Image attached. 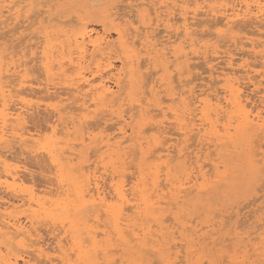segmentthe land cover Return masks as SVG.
I'll return each mask as SVG.
<instances>
[{
    "label": "bare ground",
    "instance_id": "1",
    "mask_svg": "<svg viewBox=\"0 0 264 264\" xmlns=\"http://www.w3.org/2000/svg\"><path fill=\"white\" fill-rule=\"evenodd\" d=\"M61 1H63V0H0V28L11 25L12 23L16 25L18 22L21 21L19 26L17 24V26L14 25L15 27L14 26L11 27L12 31H13L12 34H14V31L15 32L19 31L21 26L29 27L27 24L25 26L24 23L27 20L29 22L30 19H33L32 18L33 16L35 17V19H37L34 14H33V16L31 14V17L29 15V13L32 10L34 11L36 9H37L36 10L37 13L41 12L40 14L42 15V13H43V15H44L42 18H40L41 20H39L38 22L45 21L49 17V14L51 13L50 10H52V9H50V8L53 6H56ZM136 3H135V5L132 6L133 9L135 8L134 12L136 13V14L135 13H133V14L136 15L135 17H137V21L139 22L140 26H134L133 22L131 20H128L129 18H126L124 14L121 15L118 12H113L112 9L113 8L116 9L117 6L115 7V5L112 4V6H111L112 9L111 8L109 9V6H108V8H107L108 10L106 9L107 11H106V13H104L105 15L103 14L105 17L102 15L103 20H102V26H101L100 31L94 29L93 27H91L90 29H89V27L88 28L85 27L88 30L85 29L84 31L79 32L78 34L76 32L77 36H74L72 43L70 41H68V43H67V44H69V43L72 44V45L71 44L68 45V48H71V49H67V51L66 50L64 51L63 49H62V51L60 50L61 51V52L59 51L60 57H59V55L56 56V57H59L58 60H55V56L53 55V53H54L53 51L56 50V48L52 51L51 45H50L51 43L46 44L49 42H45L44 47L43 48L41 47L42 50L39 49L40 47L37 49V50H40V51H38V53H40V55L39 56L37 55L39 57L38 61H39L40 66H38V67L36 66L37 68L40 67L43 69L42 74L45 72L44 74L47 75V78H48L47 80L50 81V83H46V85L42 87L43 91H41V92H44L43 95H45V93L47 94L44 97L47 96L49 98L55 99L58 102L62 101L61 103H64L63 99L69 101L70 98H72V100L74 102V104H72V105L78 111L80 110V111L85 112V114H83L81 116H76V113H73V115H75V116L69 115L68 114L69 111H65L66 108H68V107H70V109H71V106H68V104H66L68 107H64V105H63V107L60 106L61 108L58 105H55L52 109L53 110L52 112L54 113V110H55V112H56L55 115L57 114L56 119H58V121H60L62 119L63 122L61 121L62 122L61 128L64 129V132L67 133L69 131V129L72 128L73 131L77 134V136L80 137V141H79L80 143L77 142L76 146H78V144H83V142L86 141L85 139H83V137H84L83 129H84V127L86 128L88 125V124L87 125L85 124V123H88V121L90 120L89 119L88 121H86L88 118L92 117V119H93V117H95L97 113L98 114L101 113L100 119L101 120L104 119V122H106V123L108 120H113L115 118V123H116L115 125L117 126V128H116L117 133H115V134H117V135H115V134L114 135L117 136L116 137L117 140L115 139V140L111 141L110 139H112V137L109 139V137H110V135H109V137H107L102 142L104 136H103V138H101L99 136L100 140L98 141V139L95 136L91 137L92 136L91 135V136H89V144H94L95 151L104 149L103 153L104 154L107 153V156L109 157L110 160H112V162H115V163L118 162L119 164L121 163V166L118 165L119 167H122V165L124 164V162L127 158H132V157H130V156H132V154H130V153H133L134 157L137 156L138 162L136 163V167L134 166L136 168V171H135L136 175H135V177L133 176L134 179L131 178L132 180L129 183L124 178L127 176L125 173V168H124V166L125 165L127 166V164H125L122 167V170L120 171V170H117V167H115L116 165L110 163V164H112L111 165L112 167H115L114 168V169H116L115 171H120V172H117L118 174L115 176V175H113L115 171L114 170H113L114 172L112 171L113 174L110 175V179H109V183H108L109 190L104 191L103 187L100 184V179H99L98 174H97V176H95L94 171H90L91 168L89 166L92 167V165L84 166L81 164L82 161L80 162V160L78 159V162L75 163V161H74V163L76 165L79 162L80 163L77 166L76 165L72 166L71 161L73 162L72 158L75 156L72 157V156L68 155V157H67L66 156V153L68 151L67 149H66L67 151L66 150L63 151V152H65L64 155L66 156V157L64 156L63 159L66 161H62L61 157H63V155H62L63 153L61 154V153L57 152V149H58V148H56L57 142H54L55 140L53 141L52 137L47 138L46 139L47 141L44 140L45 142H47V145L44 147V149H45V152L47 153V155L49 157H46V158H48V159L50 158V163L51 164L53 163V165L56 166V168H57V171L55 174V175H57V178L55 177L56 180L55 179H53V180H55L54 183L57 181L58 184L57 183H55V184H57L61 190V191H58L59 188L58 187H57L58 189L56 188L57 193L61 192V194L58 193V195H61V198H62L63 197L62 194H63L64 197H63V199H61V200L59 199L58 201L52 203V205H53L52 208H48L50 205L48 207H45L44 202H41L39 200H34V201L32 200L35 203L37 208H35V210L31 211L32 209L30 207H28L31 212L25 216L24 220L19 218V216L17 217L15 215L9 214L8 212L0 211V238L2 239V242L0 243V264H34V262L36 263V260H38V259H43L46 262V264H110V263H112V261L110 262L111 259L108 258V255L106 256V254H107L108 248L111 245L110 242L113 241L114 239L117 240L116 242H119V244L122 246L121 250H123L125 253L128 254V255L125 254V256H127L125 258L128 259V263H126V264H139L138 262L141 259L140 258L136 259L137 256L135 258L133 256H135V254H137L138 251L144 249L147 246L149 241L151 242L152 246H154V244L157 243L158 239L160 240V238L166 239V242H164V243H167V244L170 243L173 239V234L175 232H173V230H172V233H171V230L167 232V229H166L167 226L163 225L162 219L164 218L163 214H164L165 208H167V207L175 208L172 205L176 206L179 204V202H184V201L188 200L190 197L191 198H194V197L200 198L201 193L208 188V186L210 185V183L212 181L213 182L215 180L218 181L221 178H224L226 176L227 171L224 170L223 167H222L223 170H220V168H219V166H220L219 164H220V162H222V160L220 159L221 158V152L219 151V148L232 147L233 149H235V148H237V146L241 147L242 145L240 146V144H242V143L243 144L248 143V145H249V143H251L250 139H251L252 135H254L256 133L257 134L261 133L260 140L262 142H260L258 144V148H257L255 153H252V151H250L249 149L246 151L245 160H246V164L248 165L249 169L255 168V166H257L255 163L258 164L259 162H261L264 164V70L261 69L262 71H260V70L256 71L253 69L254 67L253 68H250L249 66L247 67V64L249 62L247 64H244L245 62L243 64L241 62H240L241 64L238 62L239 63V64H237L238 66H235L232 55L235 53L234 49H237V48L234 47V49H233L234 53L233 54H231V52L228 48H224L228 45V43L230 45H237L238 43L243 44L244 40L242 41V39H243L242 36H241L242 39L240 37H237L238 39L240 38V40L239 41L236 40L237 38H236L235 31L236 30L239 31L240 29H244V30H246V32L245 31L244 32L247 33L245 35V40L249 39L248 40V42H249L248 46H250V48H249V50H251L250 53H252V52L253 53L256 52V54L258 53L257 48H256L258 46V43H256L257 41L255 42L254 39L251 38V36L253 34H255V35L257 34V36L258 35L260 36V34H261V36L264 37L262 35L263 32H260V31H262V29L264 27V0H140V1H138L137 4ZM116 5H119V4L116 3ZM123 5H126V4L123 3L120 6H123ZM42 8H45V9L41 10ZM126 8H128V6ZM120 9L122 10L124 8L120 7ZM31 13H33V12H31ZM45 13L47 14L46 16H45ZM61 13H63V12L61 11ZM35 14H36V12H35ZM86 14H87V12H86ZM39 15L37 14V16H39ZM70 16H71V14H70ZM74 16L75 15L73 14V17ZM52 17H54V16H52ZM35 19H33V21H35ZM59 19H60V16H59ZM59 19H57L58 22L65 21V20H63V18H62L63 21L62 20L59 21ZM73 19H76V18H73ZM51 20H52V18H51ZM67 20H69V22H70V20H72V19H67ZM67 20H66V22H67ZM132 20H134V19H132ZM72 21L74 22L75 20H72ZM36 22H37V20H36ZM241 22H243V24L245 26H247V24H248L249 27H250V25L255 24L256 29L250 30L249 27H248L249 29L248 28L245 29L246 27L241 25ZM30 23H28V24H30ZM70 24H71V22H70ZM203 25L206 26L210 30L205 29L206 30L205 33L204 32L200 33L197 30V28L200 26H203ZM68 26H70V25H68ZM158 27L163 29L162 30L164 33L163 36L157 37L155 30H158L159 29ZM8 28L11 29L10 27H8ZM71 28H73V26H71ZM22 30L23 29H21V31ZM2 31L4 32V30H2ZM6 31L9 32V30H6ZM60 31H63V30H60ZM67 31H69V29ZM111 31L117 34V39L116 40L114 39L115 41L111 40L113 38L108 37L109 34L111 33ZM10 32H11V30H10ZM160 32H161V30H160ZM160 32H159V34H160ZM62 33H64V32H62ZM157 33H158V31H157ZM3 34L6 35V32H4ZM64 34H66V33H64ZM76 34H74V35H76ZM4 36L2 37V34L0 33V37L2 39H4ZM21 36H23V35H21ZM26 36L24 35V38ZM203 37H205V39L206 38L207 39L202 40ZM219 37H223V38L225 37L226 39H225V41L224 40L221 41L223 38L218 39ZM33 38H34V35H33ZM9 39H8V41H9ZM14 39H16V37ZM18 39H20V38H18ZM21 39H23V38H21ZM39 39H40V37H39ZM213 39H217L218 41L220 40L221 43L218 44L215 41H213ZM42 40H43V38H42ZM51 40H49V41H51ZM247 40L245 42H247ZM38 41L41 42V40H38ZM61 41H60V43H61ZM23 42L24 41H22L21 43L23 44ZM25 42H26V40H25ZM8 43H10V42H8ZM13 44H14V42H13ZM67 44H65V46ZM261 44H262V42H261ZM19 45L20 44L16 45V42L14 44V46H16V49L18 50V52L20 51V48H21L20 47L18 49L17 46H19ZM245 45L247 46V43ZM14 46L12 45L13 48H14ZM27 46H29V45H27ZM37 46H39V45H37ZM71 46H73V48ZM30 47H32V45ZM26 49H25V51H26ZM64 49H65V47H64ZM34 50H36V49H34ZM239 50H241V49H239ZM258 50H260V49H258ZM25 51L23 50V52H25ZM29 51H28V53H29ZM11 52H14V51L12 50ZM15 53H16V51H15ZM256 54H255V56H256ZM22 55H23V58H25L26 55L24 56V53ZM55 55H57V53ZM258 55L260 56V58L262 60L261 61V66H262V65H264V52H262V54L260 53ZM18 56H20V55H18ZM246 56H247V54H246ZM4 57H5V55H4ZM38 57L36 59H38ZM15 58H17V57H15ZM23 58H20V59H23ZM194 58L197 60H198V58L199 59L202 58L203 63H204V61H205V63L210 62L209 63L210 64L209 65V72L207 70H206V72L209 73V75H208L209 78L215 77V76H213V74L216 73L215 74L216 77L219 78V80H217L215 78V80H217L216 83H218L221 80L222 86H218V87H221L220 88L221 92H222V94L220 93L221 95L218 94V92L216 91L218 89H216V87H213L214 82H215V81H213V79L211 80L213 83L210 80H209V82H207L208 84L209 83L213 84V85L211 84L212 86H209V87H207L208 85H206L207 89H206V87H205V89H203V88L200 89V86H199L198 91L199 90L200 91L198 92V94L195 93L196 92V91H194L195 89L193 90V87H191V86H193V85H191V81H193L192 77H191L192 78L191 81H188L190 79H185V78H184L185 80L181 79V76L184 73H190V71H191L190 69H192L191 68L192 67L191 66L192 61L194 60ZM218 58H223L222 60H223L224 64H223V66L217 65L218 68H213V60H216ZM14 59L12 58V60H11L13 62V65H12L13 70L11 73H10V71H11L12 67L9 66L10 63H9V65L3 64V66L2 65L0 66V155L4 153L3 149H6L7 151H8V149H9V151L12 150L11 147L14 144H16L18 146L19 150L20 149H26V141H25L26 139L23 136L24 130L22 131V133L18 132V130L21 129V124H22V120H23L22 113H25L23 111L24 108L22 107V105H19L20 103L15 102V104H11L10 102H12V100H13L12 97L17 93V92L15 93V91H13V87H14L13 84H18L20 86L19 89L21 90V86L24 85L25 82L26 83L28 82L27 78L25 80V78H23L24 76L20 75V74L18 75V73H20L23 69H25V71L27 69V71H28L29 67H26V65L25 66L22 65V67L24 66V68L23 69L20 68L21 63L20 64L18 63V65H16L17 63L16 64L14 63V61H13ZM18 59H19V57H18ZM32 60H34V59H32ZM115 60H117L119 62V67L114 66ZM236 60H238V59L236 58ZM6 61H7V59H6ZM17 61L18 60H16V62ZM211 61H212V65H211ZM241 61H242V59H241ZM3 62H5V61L3 60ZM199 62H201V61H199ZM218 62H216V63H218ZM142 64L146 67H147V65H148V67L149 66L152 68L154 67V69H156V70L151 69V71H153V72L155 71L156 73L160 71L161 74L159 72L157 74L158 77H156V78L154 77L151 80H149L151 76L147 75V76H150L149 79H147L148 80L147 81L143 77V73H142V71H143L142 66L143 65ZM258 64L260 65V63H258ZM196 65H198V62ZM55 66H56L57 72L59 71V74H61V75H64L65 71H67L68 69H70V71H71V69L75 70V76L71 77V78L65 77L63 83L56 84L59 81H56V82L54 81L55 83L52 82L55 78L58 79V76L55 78H53L54 76H52L55 72V71L52 72V69L54 70ZM194 66H195V64L193 65V67ZM144 70H145V68H144ZM242 70L245 73L241 74ZM240 71H241V73H240ZM155 72H154V75L156 76ZM172 72H176L175 74L177 76V79L176 78L175 79L178 81L177 83H179V84L176 83L177 87L172 85V79H173L172 76H175ZM251 72H255L257 74V76L255 75L256 76L255 77L253 74H251ZM7 73H10V74H7ZM201 73H203V72L201 71ZM38 74H40V73H38ZM44 74H43V76H44ZM152 75H153V73H152ZM10 76L13 78L2 83V81H1L2 78H4V77L6 78V77H10ZM40 76H41V74H40ZM193 77H195V75ZM204 77H207V76H204ZM61 78H62V76H60V79ZM36 79H37V77H36ZM94 79L95 80L97 79V81L95 82ZM196 79H197V77L194 80H196ZM200 79H202V77H200ZM144 80H146V81H144ZM15 81H17V82L15 83ZM37 81H38V79H37ZM184 81H186V82H184ZM245 81L247 82V84L249 82L250 85L254 86V88L257 89V91L261 92L259 96L257 95L259 97L258 98L259 103L256 101L257 99H255V104L257 102L258 105L260 104V106L254 105V103L252 105L251 104L252 101L249 102L250 101L249 97L243 93L244 89H242V87H243V83H246ZM189 82H190V85H188ZM197 83H199V82H196L194 84H197ZM204 83L202 82V84H201V82H200V85L203 86ZM43 85H44V82H43ZM23 88H24V90H26L25 88H27V86L26 87L23 86ZM160 88L164 89L166 92H169L168 95L167 94L166 95L168 96V99L171 101V104H167L168 103L167 102L166 103L167 106L163 105V101H162L163 98L161 97L160 93L161 92L164 93V90L161 91L162 89H160ZM250 88H252V87H250ZM258 88H260L261 90L260 89L258 90ZM19 89L16 88L14 90L20 91ZM60 89H61V91H57ZM28 90L30 91L31 88L27 89V91ZM32 90L34 92L33 87H32ZM12 91H13V94L11 93ZM22 91H23V89H22ZM253 91H255V90H253ZM23 92H25V95H26V91H23ZM38 92H40V91H38ZM18 94H19V92H18ZM37 94H39V93H37ZM255 94H257V93H255ZM163 95L165 96V93L162 94V96ZM62 97H64V98H62ZM165 100L167 101V97L165 98ZM13 101H15V100H13ZM19 102H20V100H19ZM77 102L79 103V105L75 106V103H77ZM89 102L92 104L94 103L93 105H95L98 109H99V107H101L99 110L97 109L99 112L97 111V113L95 114V111H94V110H96L95 109L96 107H95V108H92L94 111L93 115H90L91 113H90V109H89V105H90ZM249 103L251 105H249ZM21 104H23V102H21ZM151 105L153 107H155L152 110H154L155 112L157 111V113H155V112H153L154 114L151 113V110H150ZM162 105L166 108H164ZM23 106H24V104H23ZM30 106L28 105V108ZM73 106H72V109H73ZM25 109H27V107ZM92 109H91V111H92ZM34 110L35 109H33V111L32 110L31 111L34 112ZM100 110L102 112H100ZM168 110H169V112H167ZM28 112H30V111H27L26 113H28ZM103 112H106V114H102ZM170 112H171V116H169ZM62 114L68 115L70 117L69 118L68 116H66V118H69L68 122L63 120L64 118H63ZM158 114L161 116V119L155 120V117ZM106 115L108 116L107 118H105ZM43 117H45V116H43ZM94 119H98V118L95 117ZM170 119H172V120H170ZM99 120H97V121L95 120L94 122H99ZM52 122H54V121H52ZM57 122H55V123L57 124ZM8 123H9V125H8ZM47 123H49V122H47ZM89 123H90V121H89ZM109 123H111V122H109ZM147 123L150 126L147 125L149 127L144 128V126ZM167 123H168V125L169 124L172 125V127L174 129V131L170 130L172 133L170 135H168V137L164 136L167 132H169L167 130L168 128L166 129ZM56 124H53L50 126L48 125V128L49 127L51 128L50 130L52 132L51 133L52 135L57 134L56 131H58V130H56V129H58V128L56 127ZM115 125L113 124L114 127H115ZM98 126L99 125H97L95 127H98ZM104 127H105V124H104ZM109 127L111 128L112 126H109ZM108 128L106 127V129H108ZM147 128H148V131L146 130ZM170 128H171V126H170ZM88 129H90V128H88ZM106 129L104 128V130H106ZM59 130H60V128H59ZM86 130L87 129H85V131ZM128 130L130 132H128ZM90 131L92 134V130H90ZM145 131L150 132V134L148 133L149 135H146L147 132H145ZM61 132H63V131H61ZM29 133H31V132L29 131ZM87 133H89V132H87ZM87 133H86V135H87ZM26 134H28V132ZM40 134H41V132H40ZM69 134L72 135L73 133L72 134L69 133ZM31 135H33V133ZM129 135H131V136H129ZM34 137H35V135H34ZM38 137L40 138L41 136H38ZM43 138H45V137H43ZM50 138H52V139H50ZM48 139H49V141H48ZM57 139H59V138H57ZM190 139H192L193 141L194 140L196 141L195 146L192 143L193 146L196 148V151H193V150L189 151L188 150L189 146H188L187 142L188 143L193 142L192 140L189 141ZM36 141L38 142V140H36ZM29 142H30V140H29ZM99 142H102V143H99ZM125 142H127V144H125ZM252 142H254V140H252ZM66 143L70 144V142H66ZM54 144H56V145H54ZM58 144H59V142H58ZM74 144H76V143H74ZM89 144H88V146L90 147ZM61 145H64V144H61ZM189 145H191V143H189ZM192 147H191V149H192ZM211 147H213L214 151H216L215 152V155L217 156L216 157L217 159H215L216 161L213 160L214 158L211 159L212 157L209 156L210 151H212V153H213V150H210ZM39 149H40V147H39ZM41 150H43V149H41ZM59 150H61V149H59ZM91 150L94 153L93 148L92 149L90 148L89 152H91ZM206 150H208L209 152H207ZM226 150H228V149H226ZM22 151L27 153L29 151V149H28V151H25V150H22ZM35 151L36 150H34V151L31 150L32 153ZM68 153L71 154L70 152H68ZM93 153H91V154L93 155ZM76 154H79V152ZM89 154L90 153H88V159L87 160H89V157H90ZM60 155H62V156H60ZM94 155H97V154L94 153ZM202 155H204V157H203L204 159L208 156L210 157V159L208 157L209 163H207L208 159H207L206 163L210 164L211 170L213 171L212 172L213 174L209 175L210 174L209 170L208 171L206 170L209 173L206 175L207 172L203 170L206 163L205 162L203 163ZM257 155H259L260 157L258 159H255V156H257ZM37 156H39V155H37ZM77 157H78V155H77ZM98 157L100 158V156H98ZM102 157H103V155H102ZM102 157H101V159L103 160ZM232 157H234V156H232ZM4 158H5V156H4ZM40 158H43V157H40ZM96 158H97V156H96ZM129 160L130 159H128L126 161L128 162ZM46 161H47V159H46ZM172 161H174V163ZM0 162H1V159H0ZM2 162H4V160H2ZM171 162L173 164H171ZM89 163H91V162H89ZM97 163H98V161H97ZM129 163L130 162H128V164ZM5 164H7V163H5ZM130 164H133V163H130ZM221 164H223V163H221ZM129 165H128V167H129ZM1 166H3V165H1ZM263 166H261V167H263ZM130 167H132V166H130ZM72 168H73V170L78 171V173L77 172L73 173ZM104 168L108 169L107 167H104ZM9 169L11 170V167ZM97 169H98V166H97ZM208 169H210V168H208ZM13 170H12V173L14 172V174H11L10 172H8L9 173L8 176L11 178V180L14 181L18 175L15 177V175L17 173H15V171H13ZM129 170H130V168H129ZM66 171L69 173L67 174ZM89 171L93 175H91V173ZM162 171H164V172L162 173ZM2 172H6V171L2 170ZM16 172H17V170H16ZM49 172L51 173V170ZM109 173H110V171H109ZM102 175H104V174H102ZM208 175L210 177H207ZM4 176H6V174H4ZM129 176H130V174H129ZM161 176H163V179H162L163 182H162V180H160ZM18 178H19V176H18ZM7 180H6V182H9ZM20 180L21 179H19V181ZM50 181H52V177H51ZM101 181L105 182L106 180L102 179ZM125 182H127V184L129 183V187H127V184ZM13 183H12V186H13ZM104 184L107 185V182ZM218 185L222 187L225 184H222L220 182V184H218ZM261 186H262V184H261ZM106 188H105V190H106ZM258 188L260 189L261 187H258ZM11 189H13V188H11ZM43 189H46V188H43ZM43 189L41 191H43ZM46 190L48 191V189H46ZM15 191H13V192H15ZM35 191L36 190H34V192ZM53 191L56 193L55 190H52V192ZM211 191L209 193L210 196L212 195ZM48 192L44 193V191H43V194L47 195ZM247 192H249V191H247ZM5 193L6 192H4V194ZM9 193H11V192H9ZM16 193L17 192H15V194ZM11 194H14V193H11ZM8 196H10V195H8ZM20 196H21V194H20ZM210 196L208 197L209 199L211 198ZM2 198L3 197L0 196V208H1V206H5L4 208H6V204L3 203L4 201L2 202ZM31 198H33V197H31ZM200 199H202V198H200ZM258 199L259 198H257V200ZM255 200H256V198H255ZM18 201H19V205H23V206L25 204H27V201L29 202L28 205H30V202H31L30 199L26 200L24 197L19 198ZM250 201H249V203H250ZM2 203L5 205H3ZM6 203L10 204V205L7 204V206H9V207L16 204L13 201L10 202L9 200ZM199 207H201V206H199ZM210 207H212V206H210ZM259 207H261V206H259ZM179 208H180V206H179ZM183 209H185V207H183ZM186 209L184 211H186ZM39 212H41L42 215ZM251 212H253V211H251ZM208 213H207L206 217L208 216ZM254 213H256V212H254ZM176 214H177V212H176ZM43 215H44V217L49 218L50 220L55 221V222H56V220L58 221L60 219L59 220L60 225H61L60 228H62V229L64 228L63 229L64 231L63 230L62 231L65 234L67 233V235L69 236L70 243H69V245L67 244V246H69L67 248L65 246L66 244L64 245L61 243L60 238L58 239L57 242H55V243H57L56 248L58 249V252H59V254L55 258H52L48 254L46 249L44 248V246H43L44 243H42L43 239H41V236H40L41 232L38 231L37 224H36L37 227L35 226V223L38 221L37 219ZM168 215H170V214L168 213ZM192 216L193 215H191V217ZM196 216H198V215H196ZM212 216H214V215L212 214ZM168 217L169 216H167V218ZM202 217H205V216L203 215ZM167 218H166V220H167ZM45 220H47V219H45ZM100 221H102V223H100ZM164 221H165V219H164ZM170 221H171V219L169 220V222ZM262 221H264V220H262ZM55 222H53L51 224H54ZM204 222H206V220ZM225 222H227V221H225ZM151 223H155V225L158 227L157 232H156V234L158 235L157 238L154 237L155 233H153L150 229V227H152ZM256 223H255V225H258ZM48 224H50V223H48ZM174 224H177V223L175 222ZM208 224H209V222H208ZM218 224H220V223H218ZM261 224H259V225H261ZM56 225H58V224H56ZM198 225H196V226H198ZM242 225H243V223H242ZM250 225H252V223ZM41 226H42V224H41ZM44 226L46 227L47 225H44ZM221 226H224V225L221 224ZM231 227H232V225H231ZM202 228L203 227L201 226V229ZM206 228H204V229H206ZM218 228H219V225H218ZM164 229H166V231H163ZM172 229H173V227H172ZM222 229H223V227H222ZM241 229H242V227H241ZM49 230H50V227H49ZM49 230H48V232H49ZM195 230H196V228H195ZM235 230H237V229H235ZM250 230L248 231L249 235H250ZM189 231H191L190 228H189ZM192 231H193V229H192ZM256 231L254 230V232H256ZM178 232H179V235L181 237L184 236L182 231L179 230ZM212 232H213V230H212ZM246 232H247V230H246ZM58 233L60 234V232H58ZM58 233H57V235H58ZM239 233H240V235L238 234L239 237L241 235H244V234H241V232H239ZM260 234H262V233L260 232ZM210 235H212V234H209V237H210ZM249 235H247V236L249 237ZM42 237H43V234H42ZM59 237H61V236H59ZM175 237H176V235H175ZM66 238H68V237H66ZM244 238H247V237H244ZM252 238H254V237H252ZM203 239H205V237ZM203 239H201V240H203ZM226 239H223V240H226ZM230 239H231V237H229V240ZM234 240H236V238ZM243 240H245V239H243ZM64 241H66V239ZM67 241H68V239H67ZM198 241H200V240H198ZM241 241H242V236H241ZM84 242H86L87 245H84ZM221 242H224V241H221ZM65 243H67V242H65ZM179 244H181V243H179ZM183 244H184V242H183ZM208 244H209V242H208ZM205 245H207V244H205ZM181 247H180V249H181ZM249 248H251V247L249 246ZM249 248L248 249L246 248V249L249 250ZM111 250H113V249H111ZM118 250H119V248H118ZM240 252H242V251H240ZM244 252L241 254L242 256H243V254L245 255L246 252L245 253ZM114 253H115V251H114ZM146 253H148V252H146ZM99 254H101V256H99ZM138 254H139V252H138ZM148 254H150V253H148ZM251 254H253V253H251ZM122 255L123 254H121V257L123 258ZM207 255L209 256V254H207ZM233 255H234V253H233ZM115 256H114V258H115ZM130 256L133 258L130 259ZM178 257H179V255H178ZM180 257H181V259L183 258L182 255H180ZM116 258H117V256H116ZM122 258H120V259H122ZM201 258L202 257H200V259ZM229 258H231V257H229ZM240 258H244V257H240ZM100 259H101V261H99ZM179 259L177 261L180 262ZM203 259L201 261H203ZM197 260H198V258H197ZM120 261H121V264H124L123 259ZM125 261H127V260H125ZM147 261H149V259H147ZM201 261H198V262L200 263ZM223 261H221V262H223ZM41 262H43V261L41 260ZM116 262H113L112 264H115ZM262 262H263V260H262ZM262 262L260 261V263H262ZM143 263H144V261H143ZM177 264H179V263H177ZM201 264H202V262H201ZM211 264H212V262H211ZM263 264H264V262H263Z\"/></svg>",
    "mask_w": 264,
    "mask_h": 264
},
{
    "label": "rangeland",
    "instance_id": "2",
    "mask_svg": "<svg viewBox=\"0 0 264 264\" xmlns=\"http://www.w3.org/2000/svg\"><path fill=\"white\" fill-rule=\"evenodd\" d=\"M138 1H140V0H63V1H61L59 4H57L56 6H53V7H51L50 9H52V10H50V14H49V17L45 20V21H42V22H38L39 20H41L40 18H42L44 15H43V13H42V15L40 14L41 12H38L37 13V9L36 10H34L35 12H36V14H35V12L32 10L31 12H33V13H29V15H30V17H31V14H32V16H33V14L36 16V18L37 19H35V17L33 16L32 18L33 19H35V21H33V19H30L29 20V22H28V20L24 23L25 24V26H26V24L29 26V27H24V26H21V28L19 29V31H14V34H12L13 33V31H12V26H14L15 24H11V25H8V26H5V27H3V28H0L1 30H0V33L2 34V37L5 35V34H3L4 32H6V35L4 36V39H2L1 37H0V66L2 65L3 66V64H8L9 65V63H10V67H12L11 68V71H10V73L12 72V70H13V62L11 61L12 60V58L14 59L15 57H17V58H15L16 60H18L17 62H16V60L14 59L13 61H14V63L16 64V65H18V63L20 64V68H24V66L26 65V67H29L28 68V71H27V69H26V71H25V69H21L22 71L20 72V73H18V75L20 74V75H23L24 77L23 78H25V80H26V78H27V83L25 84L24 83V85H22L21 86V90L19 89L20 88V86L18 85V84H13V91H15V95L12 97V99L13 100H15V101H13L12 100V102H10L11 104H15V102H17V103H20L19 105H22V107L24 108V112L25 113H22V117H23V120H22V124H21V129H19L18 130V132L19 133H22V131H23V136L25 137V141H26V149H20L19 150V148H18V146L16 145V144H14V145H12V147H11V149L12 150H10L9 151V149H8V151L6 150V149H3V151H4V153L3 154H1L0 155V159H1V162H0V164L1 165H3V166H1L0 165V196H2L3 198H2V202L3 203H5L6 204V208H4L5 206H1V208H0V211H5V212H8L9 214H12V215H15V216H19V218H21L22 220H24L25 219V216L26 215H28L31 211H33V210H35V208H37L36 207V205H35V203L33 202L34 200H39V201H41V202H44L45 203V207H48L49 205V207L48 208H52L53 207V205H52V203H54V202H56V201H58L59 199L61 200V199H63V197H64V195L62 194V198H61V195H58V193H60L61 194V192H58L57 193V191H56V188L58 187L59 188V186L57 185L58 183H57V181L55 182V183H57V184H55L54 183V181L56 180V178H57V175H55L56 174V171H57V168H56V166H54L53 165V163L51 164L50 163V158L48 159V158H46V157H49L48 155H47V153L45 152V149H44V147L47 145V142H45V141H47L46 139L47 138H49V137H52V138H50V139H52L54 142H57V145L56 144H54V145H56V148H58L57 149V152H59V153H63L62 155H63V157H61V160L62 161H66V160H64L63 158H64V154H65V152H63L64 150H66L67 151V153H66V156L68 157V155L69 156H75V157H73L72 158V160H73V162L71 161V165L73 166H75L76 164V162H78V159L80 160V162H81V164L82 165H84V166H86V165H92V167L91 166H89L90 168H91V170L90 171H94V173H95V176H97V174H98V176H99V179H100V184H101V186L103 187V189H104V191H107V190H109V187H108V183H109V179H110V175L111 174H113V172L116 170V169H114L115 167H117V170H122V167L125 165V164H127V166L125 165L124 166V168H125V173H126V177H124L125 179H126V181L127 182H131V180L132 179H134V177H135V175H136V163L138 162V157L137 156H133V153H130V154H132V156H130V157H132V158H127L126 160H128V159H130L128 162H130V163H133V164H128V162L125 160V162H124V164L122 165V167H119V166H121V163L119 164L118 162H112V160H110L109 159V157L107 156V153H103V151H104V149H101V150H97V151H95V147H94V144H89V136H91V137H93V136H95L97 139H98V141L100 140V137L101 138H103V136H104V138H103V140H102V142L107 138V137H109V135H110V137H109V139L112 137V139H110L111 141H113V140H117V136H115V135H117V134H115V133H117V126L115 125L116 123H115V118L113 119V120H108L107 121V123L106 122H104V119H100L101 118V113H97V111L101 108V107H99V109L95 106V105H93L92 103H90V105H89V109H90V115H93V113H94V111H95V114H96V118H98V119H94L95 117H93V119H92V117L91 118H88L86 121H88L89 119V121H90V123H89V121H88V123H85L86 125H87V127L85 128L84 127V129H83V135H84V137H83V139H85L86 141H84L83 142V144H78V146H76L77 145V142L78 143H80L79 141H80V137L79 136H77V134L73 131V129L72 128H70L69 129V131L66 133V132H64V129L63 128H61V125H62V119L60 120V121H58V119H56L57 118V114L55 115V110H54V113L52 112L53 110V107L55 106V105H58L59 107L61 106V107H63V105H64V107H68V106H71V109H70V107H68V108H66V110L65 111H69V115H72V116H75V115H73V113H76V116H81V115H83V114H85V112L84 111H78L72 104H74V102H73V100H72V98H70V100L69 101H67V100H65V99H63L64 101V103H61L62 101H56L55 99H52V98H49V97H44L45 95H47L46 93H45V95H43L44 94V92H41V91H43L42 90V87L43 86H45L46 85V83H50V81L49 80H47L48 78H47V75H45L44 73V76H43V74H42V68H37L38 66H40L39 65V55H40V53H38V51H40V50H37L39 47V49H41L42 50V48L44 47V43L45 42H49V43H46V44H50L51 45V50L53 51L55 48H56V50H54L53 52V55L55 56V60H58L59 59V57H60V52L62 51V49L65 51H67V49H71V48H68V45L69 44H71L72 43V41H73V38H74V36H77V34L79 33V32H82V31H84L86 28L85 27H89V29L91 28V27H93L94 29H96V30H98V31H100L101 30V26H102V20H103V16L105 15L104 13H106V11L108 10L107 8H108V6H109V9L111 8V6H112V4H114L115 5V7H116V9L115 8H111L112 9V11L113 12H118L119 14H121V15H125V17L126 18H129L128 20H131L132 22H133V25L134 26H140V24H139V22L137 21V17H135L136 15H134L133 13H135L134 12V10H135V8L133 9V5H135V3L137 2L138 3ZM129 2V3H128ZM116 3H118L119 5H116ZM126 4V5H123V6H120V5H122V4ZM136 3V4H137ZM108 4V5H107ZM111 4V5H110ZM128 4V5H127ZM125 6V7H124ZM128 6V8H126ZM119 7V8H118ZM120 7L121 8H124V9H120ZM131 7V8H130ZM43 9H45V8H42L41 10H43ZM107 9V10H106ZM128 9V10H127ZM117 10V11H116ZM124 10V11H123ZM127 10V11H126ZM133 12H132V11ZM60 11V12H59ZM61 11L63 12V13H61ZM97 11V12H96ZM121 11V12H120ZM86 12H87V14H86ZM47 13V12H46ZM45 13V16L47 15ZM57 15H56V14ZM61 13V14H60ZM117 13V14H118ZM132 13V14H131ZM37 14L39 15V16H37ZM70 14H71V16H70ZM73 14L75 15L74 17H73ZM104 14V15H103ZM130 14V15H129ZM136 14V13H135ZM103 15V16H102ZM52 16H54V17H52ZM59 16H60V19H59ZM129 16V17H128ZM134 16V17H133ZM70 17V18H69ZM105 17V16H104ZM51 18H52V20H51ZM59 19V21H61L62 20V18H63V20H65V21H63V22H58L57 21V19ZM73 18H76V19H73ZM67 19H72V20H75L74 22L72 21V20H70V22H71V24H70V22H69V20H67ZM132 19H134V20H132ZM36 20H37V22H36ZM55 22H54V21ZM66 20H67V22H66ZM136 20V21H135ZM21 22V21H20ZM20 22H18L17 24H18V26L20 25ZM31 22V23H30ZM45 22V23H44ZM65 22V23H64ZM74 24H73V23ZM77 22V23H76ZM28 23H30V24H28ZM63 23V24H62ZM67 23V24H66ZM17 24L15 25V26H17ZM32 24V25H31ZM57 24V25H56ZM65 24V25H64ZM77 24V25H76ZM68 25H70V26H68ZM75 25V26H74ZM86 25V26H85ZM241 25H243L244 27H246L245 29H247L248 27H249V25L247 24V26H245L244 24H243V22H241ZM14 26V27H15ZM41 26V27H40ZM59 28H58V27ZM65 26V27H64ZM68 26V27H67ZM71 26H73V28H71ZM8 27H10L11 29H9ZM25 29H24V28ZM39 27V28H38ZM243 27V28H244ZM77 28V29H76ZM159 28V29H158ZM157 29L158 30H155V33L157 34V37H160V36H163L164 35V33H163V29H161L160 27H158ZM204 28V29H203ZM250 30H253V29H256L255 28V24H253V25H250ZM248 28V29H249ZM252 28V29H251ZM21 29H23L22 31H21ZM69 29V31H67ZM210 30V29H208L206 26H200V27H198L197 28V30L200 32V33H202V32H206V30ZM2 30H4V32L2 31ZM6 30H9V32L8 31H6ZM10 30H11V32H10ZM60 30H63V31H60ZM79 30V31H78ZM86 30H88V29H86ZM160 30H161V32H160ZM212 30V29H211ZM53 31V32H52ZM157 31H158V33H157ZM246 32V30H244V29H240L239 31L238 30H236L235 31V34H236V38L237 37H240L241 38V36L243 37V39H242V41L244 40V43L243 44H237V45H230L229 43H228V45L226 46V47H224V48H228L229 50H230V52H231V54H233L234 53V50H235V53L232 55L233 56V61H234V64H235V66H238L237 64H239L240 62L243 64L244 62V64H247L248 62V64H247V67L249 66L250 68H253L254 70H256V71H262V70H264V65H262L261 66V58H260V56L258 55V54H262V52H264V37H262L261 36V34H260V36L258 35L257 36V34L255 35V34H253L252 36H251V38H253L254 39V41L256 42V43H258V46L256 47L257 48V51H258V53L256 54V52H254L255 54H256V56H255V54L252 52V53H250L251 52V50H249V48H250V46H248L249 45V42H248V40H247V42H245L246 40H245V35L247 34V33H245ZM33 32V33H32ZM37 32V33H36ZM62 32H64V33H66V34H64V33H62ZM76 32H77V34H76ZM159 32H160V34H159ZM260 32H263V36H264V27H263V29H262V31H260ZM10 33V34H9ZM25 33V34H24ZM36 35H35V34ZM56 33V34H55ZM61 33V34H60ZM72 33V34H71ZM76 34V35H74V34ZM162 33V34H161ZM50 34V35H49ZM55 34V35H54ZM11 35V36H10ZM21 35H23V36H21ZM24 35L26 36L25 38H24ZM33 35H34V38H33ZM36 36V37H35ZM57 36V37H56ZM63 36V37H62ZM73 36V37H72ZM203 36V35H202ZM16 37V39H14ZM39 37H40V39H39ZM66 37V38H65ZM72 37V38H71ZM108 37H111V38H113V39H111V40H116L117 39V34L116 33H114V32H112L111 31V33L109 34V36ZM8 38H10L9 39V41H8V39L6 40V39ZM18 38H23V39H18ZM42 38H43V40H42ZM223 37H219L218 39H222ZM240 38L238 39H236L237 41H239L240 40ZM14 39V40H13ZM52 39V40H51ZM56 39V40H55ZM70 39V40H69ZM205 39V37H203L202 38V40H204ZM207 39V38H206ZM205 39V40H206ZM225 37L221 40V41H225ZM256 39V40H255ZM4 40V41H3ZM20 40V41H19ZM25 40H26V42H25ZM30 40V41H29ZM38 40H41V42L40 41H38ZM49 40H51V41H49ZM62 40V41H61ZM114 40V41H115ZM18 41V42H17ZM22 41H24L23 42V44L21 43ZM60 41H61V43H60ZM66 41V42H65ZM68 41H70L71 43H69V44H67L68 43ZM213 41H215L216 43H221V41L219 40H217V39H213ZM8 42H10V43H8ZM13 42H14V44H15V42H16V45L17 44H20L19 46H17L18 47V49L20 48V51L18 52V50L16 49V46H14V44H13ZM30 42V43H29ZM40 42V43H39ZM55 42V43H54ZM58 42V43H57ZM261 42H262V44H261ZM28 43V44H27ZM54 43V44H53ZM67 44L66 46H65V44ZM247 43V46L245 45ZM260 43V44H259ZM8 44V45H7ZM29 45V46H27V45ZM32 45V47H30L31 45ZM39 45V46H37V45ZM43 44V45H42ZM53 44V45H52ZM56 44V45H55ZM64 44V45H63ZM12 45L14 46V48L12 47ZM25 47H24V46ZM72 45V44H71ZM74 45V44H73ZM244 45V46H243ZM36 46V47H35ZM232 46V47H231ZM246 46V47H245ZM7 47V48H6ZM9 47V48H8ZM24 49H23V48ZM28 47V48H27ZM35 47V48H34ZM42 47V48H41ZM64 47H65V49H64ZM72 48H73V46H71ZM234 47L235 48H237V49H234ZM27 48V49H26ZM7 49V50H6ZM25 49H26V51H25ZM30 51H29V50ZM33 49V50H32ZM34 49H36V50H34ZM223 49V48H222ZM234 49V50H233ZM239 49H241V50H239ZM244 49V50H243ZM258 49H260V50H258ZM14 51V52H11V51ZM23 50L25 51V52H23ZM29 51V53H28V51ZM61 50V51H60ZM15 51H16V53H15ZM35 51V52H34ZM60 51V52H59ZM240 51V52H239ZM246 51V52H245ZM9 52V53H8ZM27 52V53H26ZM33 52V53H32ZM37 52V53H36ZM21 53V54H20ZM24 53V56H25V58H23V54ZM26 53V54H25ZM57 53V55H55ZM7 54V55H6ZM10 54V55H9ZM29 54V55H28ZM240 54V55H239ZM242 54V55H241ZM246 54H247V56H246ZM4 55H5V57H4ZM12 55V56H11ZM18 55H20V56H18ZM32 55V56H31ZM38 55V56H37ZM59 55V57H56V56H58ZM245 55V56H244ZM3 56V57H2ZM22 56V57H21ZM235 56V57H234ZM238 56V57H237ZM241 56V57H240ZM8 57V58H7ZM18 57H19V59H18ZM38 57V59H36ZM244 57V58H243ZM7 59V61H6V59ZM20 58H23V59H20ZM236 58L238 59V60H236ZM240 58V59H239ZM32 59H34V60H32ZM220 59V60H219ZM223 58H218V59H216V60H213V68H218V66H223V60H222ZM241 59H242V61H241ZM3 60L5 61V62H3ZM26 60V61H25ZM36 60V61H35ZM240 60V61H239ZM38 61V62H37ZM199 61H201V62H199ZM219 61V62H218ZM7 62V63H6ZM28 64H27V63ZM35 62V63H34ZM142 62V61H141ZM197 62H198V65H196L197 64ZM216 62H218V63H216ZM221 62V63H220ZM239 62V63H238ZM251 62V63H250ZM2 63V64H1ZM12 63V64H11ZM202 63V64H201ZM210 62H208V63H205V61H204V63H203V60H202V58L201 59H199L198 58V60L197 59H195L194 58V60L192 61V69H190L191 71H190V73H184L182 76H181V79H190V80H188V81H191V79L193 78V81H191V85H193V86H191V87H193V90L194 91H196L195 93H197L198 94V92L200 91H198V89H199V86H200V89H205V87H206V85H208L207 87H209V86H212L213 84V82L211 81L212 79H213V81H215L214 82V85H213V87H216V89H218V90H216L217 92H218V94H222V92H221V87H218V86H222V82H221V80L218 82V83H216L217 82V80H219V78L218 77H216V73H214L213 74V76H215V77H211V78H209V64ZM240 63V64H241ZM255 63V64H254ZM258 63H260V65L258 64ZM35 64V65H34ZM38 64V65H37ZM195 64V66L198 68H196L195 66L193 67V65ZM205 64V65H204ZM215 64V65H214ZM253 66H252V65ZM22 65H24L23 67H22ZM143 65V64H142ZM211 65H212V61H211ZM218 65V66H217ZM257 65V66H256ZM35 66V67H34ZM37 66V67H36ZM114 66L115 67H119V62L117 61V60H115L114 61ZM201 66V67H200ZM203 66V67H202ZM32 67V68H31ZM143 68V71H142V73H143V77H144V79H149V77H150V79L149 80H151L152 78H156V77H158L157 76V74L160 72H155L156 73V76L154 75V72L153 71H151V69L153 70L154 69V67L152 68V67H148V65H147V67L146 66H142ZM246 67V66H245ZM19 68V69H20ZM144 68H145V70H144ZM207 68V69H206ZM30 69V70H29ZM150 69V70H149ZM204 69V70H203ZM262 69V70H261ZM36 70V71H35ZM154 70H156V69H154ZM206 70L208 71V72H206ZM55 71V72H54ZM70 71V69H68L67 71H65V73H64V75H61V74H59V71L57 72V69H56V66L54 67V70L52 69V72H54V74L52 75V76H54L53 78H55V77H57L58 76V79L57 78H55L52 82H56V81H59L58 83H56V84H60V83H63L64 82V79H65V77L67 78H71V77H74L75 76V70H72L71 69V73L69 72ZM201 71L203 72V73H201ZM26 72V73H25ZM10 73H7V74H10ZM38 73H40L41 74V76H40V74H38ZM57 73V74H56ZM151 73V74H150ZM152 73H153V75H152ZM175 76H172V85L173 86H175V87H177V84H179V83H177L178 81L176 80L177 79V76H176V72H172ZM240 73H241V71H240ZM243 73H245V72H243V70H242V73L241 74H243ZM160 74H161V72H160ZM159 74V75H160ZM172 74V75H173ZM187 74V75H186ZM203 74V75H202ZM251 74H253L254 76L256 75L257 76V74L255 73V72H251ZM62 76V78L60 79V76ZM145 75V76H144ZM147 75H150V76H147ZM195 75V77H193ZM252 75V76H253ZM153 76V77H152ZM204 76H207V77H204ZM255 76V77H256ZM36 77H37V79H38V81H37V79H36ZM44 77V78H43ZM189 77V78H188ZM192 77V78H191ZM197 77V79L196 80H194L195 78ZM200 77H202V79H200ZM7 78V79H6ZM4 77V78H2L1 79V81H2V83L3 82H5V81H8V80H10V79H12L13 77ZM32 78V79H31ZM43 78V79H42ZM176 78V79H175ZM206 80H205V79ZM215 78L217 79V80H215ZM46 79V80H45ZM175 79V80H174ZM184 79V80H185ZM34 82H33V81ZM36 80V81H35ZM146 80H144V81H146ZM174 80V81H173ZM209 80L212 82V83H207V82H209ZM40 81V82H39ZM94 81L96 82L97 81V79L95 80L94 79ZM93 81V82H94ZM148 81V80H147ZM206 81V82H205ZM17 81H15V83H16ZM38 82V83H37ZM43 82H44V85H43ZM54 82V83H55ZM94 82V83H95ZM184 82H186V81H184ZM196 82H199V83H197V84H194V83H196ZM200 82H201V84H202V82L204 83V85L203 86H201L200 85ZM221 82V83H220ZM246 82V81H245ZM177 83V84H176ZM35 84V85H34ZM175 84V85H174ZM212 84V85H211ZM221 84V85H220ZM247 84V82L246 83H243V87H242V89H244L243 90V93L244 94H246L248 97H249V102H251V104L253 105V103H254V105H257V106H260V104L258 105V103H259V95H260V93L261 92H259V91H257V89H255L254 88V86H252V85H250V83L248 82V84ZM188 85H190V82H189V84ZM195 85V86H194ZM198 85V86H197ZM248 87H246V86ZM23 86L24 87H26L27 86V88H25L26 90H24V88H23ZM61 86V85H60ZM32 87H33V89H34V92H33V90H32ZM41 89H40V88ZM207 87H206V89H207ZM250 87H252V88H250ZM16 88H18L20 91H16V90H14V89H16ZM31 88V90L29 91H27V89H30ZM22 89H23V91H26V95H25V92H23L22 91ZM59 89V88H58ZM160 89H162V88H160ZM220 89V90H219ZM260 88H258V90H259ZM164 89H162L161 91H163ZM253 90H255V91H253ZM261 90V89H260ZM13 91L11 92L12 94H13ZM37 91V92H36ZM38 91H40V92H38ZM57 91H61V89L60 90H57ZM18 92H19V94H18ZM28 92V93H27ZM247 92V93H246ZM259 92V93H258ZM31 93V94H30ZM37 93H39V94H37ZM165 93V96L163 95L162 96V94H164ZM164 93H160L161 94V97L163 98V105L164 106H167V104H171V101L168 99V93L169 92H166L165 90H164ZM255 93H257V94H255ZM167 94V95H166ZM220 94V95H221ZM19 95V96H18ZM258 95V96H257ZM251 96V97H250ZM22 97V98H21ZM167 97V101L165 100V98ZM62 98H64V97H62ZM254 99V100H253ZM255 99H257L256 101L258 102H256V104H255ZM19 100H20V102H19ZM169 100V101H168ZM67 101V102H66ZM166 101V102H165ZM21 102H23V104H24V106H23V104H21ZM168 102V103H167ZM167 103V104H166ZM30 106L29 108H28V105ZM66 104H68V106L66 105ZM70 104V105H69ZM250 103H249V105H251ZM77 105H79V103L77 102V103H75V106H77ZM162 105V106H163ZM27 107V109H25L26 107ZM36 106V107H35ZM72 106H73V109H72ZM163 106V107H164ZM35 107V108H34ZM60 107V108H61ZM96 107V108H95ZM151 107V113L152 114H154L153 112H155L154 110H152V109H154L155 107H153L152 105L150 106ZM149 107V108H150ZM35 109L34 110V112H32L33 111V109ZM92 108H95L96 110H94L93 111V109ZM164 108H166V107H164ZM70 109V110H69ZM75 109V110H74ZM91 109H92V111H91ZM98 109V110H97ZM32 110V111H31ZM49 110V111H48ZM102 110V109H101ZM100 110V112H102ZM27 111H30V112H28V113H26ZM99 112V111H98ZM167 112H169V110L167 111ZM72 113V114H71ZM78 113V114H77ZM155 113H157V111L155 112ZM27 114V115H26ZM31 114V115H30ZM49 114V115H48ZM102 114H106V112H103ZM26 117H25V116ZM56 117H55V116ZM63 115V120H65V121H69L68 119L70 118L68 115H65V114H62ZM28 116V117H27ZM37 116V117H36ZM43 116H45V117H43ZM66 116H68L69 118H66ZM169 116H171V112H170V115ZM25 117V118H24ZM108 116L106 115V117L105 118H107ZM44 118V119H43ZM157 118V119H156ZM35 119V120H34ZM40 119V120H39ZM49 119V120H48ZM100 119V120H99ZM158 119H161V116L158 114L156 117H155V120H158ZM97 121V120H99V122L102 124H100L99 122H94V121ZM170 120H172V119H170ZM27 121V122H26ZM52 121H54V122H52ZM58 121V122H57ZM62 121V122H61ZM24 122V123H23ZM47 122H49V123H47ZM55 122H57V124L55 123ZM109 122H111V123H109ZM114 122V123H113ZM10 123V122H9ZM9 123H8V125H9ZM37 123V124H36ZM45 123V124H44ZM61 123V124H60ZM94 123V124H93ZM97 125H99L98 127H95V126H97ZM110 125H109V124ZM115 125V127L113 126V124ZM25 124V125H24ZM40 124V125H39ZM53 124H56V127L58 128V129H56V130H58V131H56L57 132V134H55V135H52L51 133V128L49 127L48 128V125L50 126V125H53ZM94 127H92L91 125ZM104 124H105V127H104ZM112 124V125H111ZM24 125V126H23ZM101 125V126H100ZM147 125H149L148 123L144 126V128L145 127H149V126H147ZM167 126H166V129L170 132H167L164 136H166V137H168V135H170L172 132L171 131H174V129H173V127H172V125H168V123L166 124ZM46 126V127H45ZM59 126V127H58ZM85 126V125H84ZM109 126H112L111 128L109 127ZM170 126H171V128H170ZM9 127V126H8ZM23 127V128H22ZM70 127V126H69ZM106 127L108 128V129H106ZM59 128H60V130H59ZM88 128H90V129H88ZM104 128L106 129V130H104ZM40 129V130H39ZM46 129V130H45ZM62 129V130H61ZM85 129H87L86 131H85ZM173 129V130H172ZM28 130V131H27ZM37 130V131H36ZM90 130H92V134H91V131ZM104 132H102V131ZM147 131H148V128L146 129ZM171 130V131H170ZM29 131L31 132V133H29ZM36 131V132H35ZM39 131V132H38ZM61 131H63V132H61ZM116 131V132H115ZM147 131H145V132H147ZM150 131V130H149ZM28 132V134H26ZM40 132H41V134H40ZM87 132H89V133H87ZM128 132H130L129 130H128ZM151 132V131H150ZM150 132H147V134L146 135H149L150 134ZM33 133V135H31ZM43 133V134H42ZM59 133V134H58ZM69 133H73L72 135H70ZM86 133H87V135H86ZM95 133V134H94ZM106 133V134H105ZM149 133V134H148ZM169 133V134H168ZM64 134V135H63ZM70 136H69V135ZM94 134V135H93ZM99 134V135H98ZM103 134V135H102ZM113 136H112V135ZM115 134V135H114ZM34 135H35V137H34ZM52 135V136H51ZM98 135V136H97ZM106 135V136H105ZM261 133H256V134H254V135H252V137H251V143H249V145H248V143H246V144H240V146L241 147H239V146H237V148H235V149H233L232 147H227V148H219V151L221 152V160H222V162H220V166H219V168H220V170H223V168H224V170H226L227 172H226V178L224 177V178H221L220 180H218V181H212L211 183H210V185L208 186V188L205 190V191H203L202 193H201V196H200V198H202V199H200V198H197V197H194V198H189L188 200H186V201H184V202H179V204L178 205H172V206H174L175 208H170V207H167V208H165V210H164V214H163V219H162V221H163V225L164 226H167V232L168 231H170L171 230V233H172V230H173V232H175L174 234H173V239H172V241L170 242V243H164V242H166V239H161L160 238V240L158 239V241H157V243H153L154 244V246H152V244H151V242L149 241L148 242V244H147V246L144 248V249H142V250H140V251H138L139 252V254H138V252H137V254H135V256H133L134 258L136 257V259H138V258H140L139 260V264L141 263V264H174L179 258V260H180V262L179 261H177L175 264H177V263H181V264H201V262H202V264H211V262H212V264H263V262H264V221H262V220H264V186H261V178H262V173H261V169H264V164L263 163H261V162H259L258 164L257 163H255L257 166H255V168H252V169H249V167H248V165L246 164V160H245V153H246V151L249 149L250 151H252V153H255L256 152V150H257V148H258V144L260 143V142H262L261 140H260V138H261ZM32 136V137H31ZM38 136H41L40 138L38 137ZM58 136V137H57ZM100 136V137H99ZM129 136H131V135H129ZM43 137H45V138H43ZM88 137V138H87ZM90 137V138H91ZM99 137V138H98ZM55 138V139H54ZM57 138H59V139H57ZM79 138V139H78ZM256 138V139H255ZM29 140H30V142H29ZM36 140H38V142L36 141ZM45 140V141H44ZM71 140V141H70ZM192 139H190L189 141H191ZM252 140H254V142H252ZM28 141V142H27ZM33 141V142H32ZM37 143H36V142ZM48 141H49V139H48ZM193 141V140H192ZM58 142H59V144H58ZM64 142V143H63ZM66 142H70V144L69 143H66ZM102 142H99V143H102ZM40 143V144H39ZM74 143H76V144H74ZM189 143H191V145L193 146V144H194V146H195V144H196V141L194 140L193 142H189ZM189 143L187 142V144H188V146H189V148H188V150L189 151H191V150H193V151H196V148L193 146H191V145H189ZM193 143V144H192ZM28 144V145H27ZM61 144H64V145H61ZM69 144V145H68ZM88 144L90 145V147L88 146ZM125 144H127V142H125ZM75 145V146H74ZM92 146V147H91ZM192 147V149H191V147ZM39 147H40V149H39ZM43 147V148H42ZM65 148V149H64ZM71 148V149H70ZM79 148V149H78ZM90 148L92 149L93 148V151H94V153L95 154H97V155H94V153L92 152V150H91V152H89L90 151ZM212 148V149H211ZM210 148V150H213V153H212V151H210L209 149V151H210V153H209V156H211L212 158L211 159H213L214 161H216L215 159H217L216 157V155H215V152L216 151H214V148L213 147H211ZM28 149H29V151L31 152V150L32 151H34V150H36L35 152H29L28 151ZM41 149H43V150H41ZM59 149H61V150H59ZM97 149V148H96ZM226 149H228V150H226ZM6 150V151H5ZM22 150H25V151H28L27 153L26 152H24V151H22ZM41 150V151H40ZM208 150H206L207 152H209ZM224 150V151H223ZM39 151V152H38ZM23 152V153H22ZM68 152H70L71 154H69ZM73 152V153H72ZM79 152V154H76V153H78ZM81 152V153H80ZM98 152V153H97ZM37 153V154H36ZM39 153V154H38ZM88 153H90L89 154V160H87L88 159ZM91 153H93V155L91 154ZM103 153V154H102ZM36 154V155H35ZM211 154V155H210ZM223 154V155H222ZM5 156V158H4V156ZM11 155V156H10ZM37 155H39L40 157H43V158H40L39 156H37ZM62 155H60V156H62ZM77 155H78V157H77ZM92 155V156H91ZM102 155H103V157H102ZM213 155V156H212ZM226 155V156H225ZM8 156V157H7ZM14 158H13V157ZM65 156V157H66ZM94 156V157H93ZM96 156H97V158H96ZM98 156H100V158L98 157ZM105 156V157H104ZM107 156V157H106ZM208 156V157H209ZM215 156V157H214ZM232 156H234V157H232ZM82 157V158H81ZM101 157L103 158V160L101 159ZM204 157V155H202V161H203V163L205 162L206 163V161H207V159H208V157H206L205 159L203 158ZM260 156L259 155H257V156H255V159H258ZM4 158V159H3ZM10 158V159H9ZM45 158V159H44ZM105 158V159H104ZM46 159H47V161H46ZM93 159V160H92ZM97 159V160H96ZM100 159V160H99ZM135 159V160H134ZM209 159H210V157H209ZM209 159H208V161H207V163H209ZM229 161H228V160ZM2 160H4V162H2ZM45 162H44V161ZM8 161V162H7ZM15 161V162H14ZM74 161H75V163H74ZM97 161H98V163H97ZM110 161V162H109ZM201 161V162H202ZM237 161V162H236ZM11 162V163H10ZM79 162V163H80ZM89 162H91V163H89ZM173 163H174V161H172ZM171 162V164H173ZM5 163H7V164H5ZM78 163V164H79ZM84 163V164H83ZM88 163V164H87ZM110 163H112V164H114V165H116L115 167H112L111 165L112 164H110ZM206 163V164H207ZM221 163H223V164H221ZM77 164V165H78ZM110 164V165H109ZM205 164V167H204V171H208L209 170V173L207 172L206 173V175L207 174H209V175H211V174H213L212 172V170H211V166H210V164H207L206 165ZM15 165V166H14ZM54 167H53V166ZM76 165V166H77ZM102 165V166H101ZM113 165V166H114ZM119 165V166H118ZM128 165H129V167H128ZM222 165V166H221ZM96 166V167H95ZM97 166H98V169H97ZM130 166H132V167H130ZM135 166V167H134ZM261 166H263V167H261ZM4 167V168H3ZM11 167V170L9 169ZM94 167V168H93ZM104 167H107L108 169H106V168H104ZM127 167V168H126ZM223 167V168H222ZM244 167V168H243ZM103 168V169H102ZM111 170H110V169ZM129 168H130V170H129ZM208 168H210V169H208ZM14 169V170H13ZM55 169V170H54ZM105 169V170H104ZM135 169V170H134ZM2 170L3 171H6V172H2ZM12 170L13 171H15V173H17L16 175H15V177L18 175L19 176V178H18V176L16 177V181L14 180H11V178L8 176V172H10L11 174H14V172L12 173ZM16 170H17V172H16ZM51 170V173L49 172ZM69 170V169H68ZM114 170V171H113ZM211 170V171H210ZM231 170V171H230ZM19 171V172H18ZM55 171V172H54ZM75 170H73V168H72V172L73 173H78V171H75ZM89 171V172H90ZM109 171H110V173H109ZM113 171V172H112ZM120 171H115L114 172V174L113 175H117L118 173L117 172H120ZM132 171V172H131ZM67 172V171H66ZM106 172V173H105ZM164 171H162V173H163ZM3 173V174H2ZM19 173V174H18ZM69 172H67V174H68ZM91 173V172H90ZM134 173V174H133ZM3 176H2V175ZM4 174H6V176H4ZM102 174H104V175H102ZM107 174V175H106ZM129 174H130V176H129ZM133 174V175H132ZM91 175H93L92 173H91ZM103 177H101V176ZM106 175V176H105ZM109 175V176H108ZM207 176V177H210V176ZM231 175V176H230ZM8 176V177H7ZM132 176V177H131ZM134 176V177H133ZM50 177V178H49ZM51 177H52V181H50L51 180ZM56 177V178H55ZM106 177V178H105ZM129 177V178H128ZM49 180H48V179ZM117 178V177H116ZM128 178V179H127ZM132 178V179H131ZM8 179V180H7ZM19 179H21L20 181H19ZM53 179H55V180H53ZM106 180L105 182H103V181H101V180ZM163 179V176H161V178H160V180H162ZM6 180L7 181H9V182H6ZM23 180V181H22ZM130 180V181H129ZM4 181V182H3ZM14 183H13V182ZM51 183H49V182ZM11 182V183H10ZM16 182V183H15ZM19 182V183H18ZM107 182V185L106 184H104V183H106ZM127 182H125L126 184H127ZM162 182H163V180H162ZM220 182L222 183V184H225L224 186H219L218 184H220ZM2 183V184H1ZM12 183H13V186H12ZM18 183V184H17ZM129 183L127 184V187H129ZM21 184V185H20ZM24 186H23V185ZM105 186H104V185ZM20 186V187H19ZM51 188H50V187ZM219 186V187H218ZM33 187V188H32ZM48 187V188H47ZM66 187V186H65ZM64 187V188H65ZM107 187V188H106ZM258 187H261L260 189L258 188ZM11 188H13V189H11ZM22 188V189H21ZM31 188V189H30ZM43 188H46V189H48V191L46 190V189H43V191H44V193H46V192H48L47 193V195L46 194H43V191H41ZM57 188V189H58ZM105 188H106V190H105ZM29 189V190H28ZM51 189V190H50ZM3 190V191H2ZM11 190V191H10ZM16 190V191H15ZM32 190V191H31ZM34 190H36L35 192H34ZM46 190V191H45ZM52 190H55L56 191V193L53 191L52 192ZM212 190V191H211ZM13 191H15V192H17L16 194H15V192H13ZM39 191V192H38ZM58 191H61L60 190V188L58 189ZM210 191H211V193H212V195L210 196ZM247 191H249V192H247ZM2 192V193H1ZM4 192H6L5 194H4ZM9 192H11V193H14V194H11V193H9ZM19 192V193H18ZM38 192V193H37ZM52 192V193H51ZM20 194H21V196H20ZM8 195H10V196H8ZM16 197H15V196ZM19 195V196H18ZM31 195V196H30ZM39 195V196H38ZM211 197L210 199L208 198L209 196ZM21 197H24L26 200L27 199H30V205H28V201H27V204H25L24 206L23 205H19V198H21ZM31 197H33V198H31ZM13 198V199H12ZM255 198H256V200H255ZM257 198H259L258 200H257ZM10 201V202H14V203H16V204H14V205H12V206H7V204L8 203H6L8 200ZM33 200V201H32ZM241 200V201H240ZM251 200V201H250ZM255 200V201H254ZM249 201H250V203H249ZM263 203H262V202ZM241 202V203H240ZM2 203V204H3ZM18 203V204H17ZM182 203V204H181ZM208 203V204H207ZM249 203V204H248ZM254 203V204H253ZM5 204H3V205H5ZM48 204V205H47ZM253 204V205H252ZM8 205H10V204H8ZM35 207H34V206ZM184 205V206H183ZM212 206V207H210V206ZM234 205V206H233ZM236 205V206H235ZM246 205V206H245ZM14 206V207H13ZM179 206H180V208H179ZM199 206H201V207H199ZM205 206V207H204ZM245 206V207H244ZM259 206H261V207H259ZM8 207V208H7ZM28 207H30L32 210L30 211L29 210V208ZM183 207H185V209H186V211H184L185 209H183ZM233 209H232V208ZM208 208V209H207ZM257 208V209H256ZM259 208V209H258ZM261 209V210H260ZM168 210V211H167ZM179 210V211H178ZM240 210V211H239ZM170 211V212H169ZM173 211V212H172ZM205 211V212H204ZM231 211V212H230ZM251 211H253V212H251ZM176 212H177V214H176ZM209 212V213H208ZM254 212H256V213H254ZM40 214H41V212H39ZM168 213L170 214V215H168ZM202 213V214H201ZM206 213V214H205ZM207 213H208V216L206 217V215H207ZM229 213V214H228ZM234 213V214H233ZM167 214V215H166ZM173 214V215H172ZM183 214V215H182ZM193 215L192 217H191V215ZM212 214L214 215V216H212ZM232 214V215H231ZM236 214V215H235ZM248 214V215H247ZM258 214V215H257ZM42 215V214H41ZM181 215V216H180ZM196 215H198V216H196ZM200 215V216H199ZM204 215L205 217H202V216ZM216 215V216H215ZM223 215V216H222ZM251 215V216H250ZM253 215V216H252ZM167 216H169L168 218H167ZM176 216V217H175ZM210 216V217H209ZM232 216V217H231ZM259 216V217H258ZM261 216V217H260ZM167 218V220H166V218ZM184 217V218H183ZM194 217V218H193ZM197 217V218H196ZM213 217V218H212ZM263 217V218H262ZM196 218V219H195ZM199 218V219H198ZM209 218V219H208ZM45 219H47V220H45ZM164 219H165V221H164ZM171 219V221L169 222V220ZM174 219V220H173ZM193 219V220H192ZM208 219V220H207ZM212 219V220H211ZM227 219V220H226ZM38 221L35 223V226H36V224H37V229H38V231H40L39 233L41 234L40 236H41V239H43L42 240V243H44L43 244V246H44V248L46 249V251L48 252V254L52 257V258H55L58 254H59V252H58V249L56 248L57 247V243H55V242H57L58 241V239L60 238V240H61V243L62 244H66L65 246H66V248L67 247H69V246H67V244L69 245V243H70V240H69V236L67 235V233L65 234L63 231V229L62 228H60L61 227V225H60V222H59V220L57 221L56 220V222L55 221H52V220H50L49 218H46V217H44V215L43 216H41V217H39L38 219H37ZM50 220V221H49ZM192 220V221H191ZM206 220V222H204ZM222 222H221V221ZM239 220V221H238ZM182 221V222H181ZM187 221V222H186ZM219 221V222H218ZM225 221H227V222H225ZM245 221V222H244ZM41 222V223H40ZM53 222H55L54 224H51V223H53ZM177 223V224H174V223ZM191 222V223H190ZM208 222H209V224H208ZM213 222V223H212ZM215 222V223H214ZM217 222V223H216ZM224 222V223H223ZM257 222V223H256ZM44 223V224H43ZM46 223V224H45ZM48 223H50V224H48ZM100 223H102V221H100ZM203 223V224H202ZM207 223V224H206ZM212 223V224H211ZM218 223H220V224H218ZM235 223V224H234ZM242 223H243V225H242ZM252 223V225H250ZM255 223L256 224H258V225H255ZM262 223V224H261ZM41 224H42V226H41ZM56 224H58V225H56ZM152 225V227H150V229H151V231L153 232V233H155L154 234V237H156L157 238V234H156V232H157V229H158V227L155 225V223H151ZM154 224V225H153ZM199 224V225H198ZM201 224V225H200ZM216 224V225H215ZM221 224H223L224 226H221ZM239 224V225H238ZM241 224V225H240ZM247 226H246V225ZM259 224H261V225H259ZM42 227H40V226ZM44 225H47L46 227L44 226ZM172 225V226H171ZM196 225H198V226H196ZM205 225V226H204ZM213 225V226H212ZM218 225H219V228H218ZM231 225H232V227H231ZM237 225V226H236ZM156 226V227H155ZM178 226V227H177ZM188 226V227H187ZM190 226V227H189ZM201 226L203 227L202 229H201ZM257 226V227H256ZM261 226V227H260ZM45 227V228H44ZM49 227H50V230H49ZM56 227V228H55ZM172 227H173V229H172ZM177 227V228H176ZM207 227V228H206ZM217 227V228H216ZM222 227H223V229H222ZM238 227V228H237ZM241 227H242V229H241ZM189 228L191 229V231H189ZM195 228H196V230H195ZM204 228H206V229H204ZM209 228V229H208ZM231 228V229H230ZM253 228V229H252ZM257 228V229H256ZM166 229H164L163 231H166ZM178 232L179 230L180 231H182L183 232V237H181L180 235H179V232L177 233L175 230ZM188 229V230H187ZM192 229H193V231H192ZM211 229V230H210ZM235 229H237V230H235ZM251 229V230H250ZM48 230H49V232H48ZM57 230V231H56ZM63 230V231H62ZM212 230H213V232H212ZM232 230V231H231ZM246 230H247V232H246ZM250 230V235H249V231ZM254 230L256 231V232H254ZM231 233H230V232ZM55 232V233H54ZM58 232H60V234L58 233ZM63 232V233H62ZM211 232V233H210ZM216 232V233H215ZM228 234H227V233ZM236 232V233H235ZM239 232H241V234H244V235H241L242 236V241H241V236L239 237V235H240V233ZM253 232V233H252ZM260 232L262 233V234H260ZM57 233H58V235H57ZM196 233V234H195ZM42 234H43V237H42ZM56 234V235H55ZM199 234V235H198ZM209 234H212V235H210V237H209ZM230 234V235H229ZM239 234V235H238ZM175 235H176V237H175ZM179 235V236H178ZM189 235V236H188ZM246 235V236H245ZM247 235H249V237L247 236ZM59 236H61V237H59ZM218 236V237H217ZM247 237V238H244V237ZM262 236V237H261ZM66 237H68V238H66ZM205 237V239H203ZM208 237V238H207ZM229 237H231V239L229 240ZM236 238V240H234L235 238ZM252 237H254V238H252ZM260 237V238H259ZM56 238V239H55ZM203 239V240H201V239ZM221 238V239H220ZM226 239V240H223V239ZM66 239V241H64ZM67 239H68V241H67ZM213 239V240H212ZM220 239V240H219ZM233 239V240H232ZM239 239V240H238ZM243 239H245V240H243ZM113 240V239H112ZM198 240H200V241H198ZM209 240V241H208ZM117 240H113V241H111L110 243H111V245H110V247L108 248V251H107V254H106V256L108 255V258H110L111 260H110V262L112 261V263L113 262H116L115 264H121V261L120 260H124L123 261V263L124 264H126V263H128V259L127 258H125V257H127V256H125V254H127V253H125L123 250H121V248H122V246L119 244V242H116ZM220 241V242H219ZM221 241H224V242H221ZM2 242V239L0 238V243ZM65 242H67V243H65ZM176 242V243H175ZM178 242V243H177ZM183 242H184V244H183ZM188 242V243H187ZM201 242V243H200ZM206 242V243H205ZM208 242H209V244L211 245H209L208 244ZM249 242V243H248ZM175 243V244H174ZM179 243H181V244H179ZM199 243V244H198ZM236 243V244H235ZM248 243V244H247ZM117 244V245H116ZM160 244V245H159ZM171 244V245H170ZM179 246H178V245ZM193 244V245H192ZM205 244H207V245H205ZM241 246H240V245ZM256 244V245H255ZM84 245H87V243L86 242H84ZM217 245V246H216ZM253 245V246H252ZM258 245V246H257ZM260 245V246H259ZM117 246V247H116ZM182 246V247H181ZM244 246V247H243ZM249 246L251 247V248H249ZM262 246V247H261ZM54 247V248H53ZM155 247V248H154ZM180 247H181V249H180ZM228 247V248H227ZM255 249H254V248ZM257 247V248H256ZM261 247V248H260ZM49 248V249H48ZM118 248H119V250H118ZM237 248V249H236ZM245 248V249H244ZM249 248V250H247V249ZM260 248V249H259ZM110 249V250H109ZM111 249H113V250H111ZM115 249V250H114ZM147 249V250H146ZM181 251H180V250ZM205 249V250H204ZM223 249V250H222ZM262 249V250H261ZM69 250V249H68ZM117 250V251H116ZM236 250V251H235ZM238 250V251H237ZM50 251V252H49ZM57 251V252H56ZM114 251H115V253H114ZM123 251V252H122ZM200 251V252H199ZM221 251V252H220ZM240 251H242V252H240ZM246 253H245V252ZM257 251V252H256ZM54 252V253H53ZM123 254L122 256H123V258L121 257V254ZM146 252H148V253H150V254H148V253H146ZM171 252V253H170ZM182 252V253H181ZM194 252V253H193ZM245 253V255L243 254V256L241 255L242 253ZM262 252V253H261ZM153 255H152V254ZM233 253H234V255H233ZM251 253H253V254H251ZM257 253V254H256ZM197 254V255H196ZM207 254H209V256L207 255ZM223 256H222V255ZM248 254V255H247ZM117 256V258H116V256ZM128 255V254H127ZM178 255H179V257H178ZM180 255H182V259H181V257H180ZM241 255V256H240ZM250 255V256H249ZM253 255V256H252ZM99 256H101V254H99ZM114 256H115V258H114ZM139 256V257H138ZM233 256V257H232ZM246 256V257H245ZM129 257V256H128ZM133 257H131L130 256V259H132ZM200 257H202L201 259H200ZM229 257H231V258H229ZM240 257H244V258H240ZM251 257V258H250ZM120 258H122V259H120ZM194 258V259H193ZM197 258H198V260H197ZM204 258V259H203ZM248 258V259H247ZM114 259V260H113ZM118 259V260H117ZM147 259H149V261H147ZM184 259V260H183ZM203 259V261H201ZM260 259V260H259ZM40 260V261H39ZM41 260L43 261V262H41ZM125 260H127V261H125ZM208 260V261H207ZM224 260V261H223ZM248 260V261H247ZM262 260H263V262H262ZM99 261H101V259L99 260ZM143 261H144V263H143ZM175 261V262H174ZM183 261V262H182ZM198 261H201L200 263L198 262ZM221 261H223V262H221ZM255 263H254V262ZM260 261L262 262V263H260ZM137 262V261H136ZM161 262V263H160ZM233 262V263H232ZM46 264V262L43 260V259H38V260H36V263L34 262V264ZM112 263H110V264H112Z\"/></svg>",
    "mask_w": 264,
    "mask_h": 264
},
{
    "label": "snow or ice",
    "instance_id": "3",
    "mask_svg": "<svg viewBox=\"0 0 264 264\" xmlns=\"http://www.w3.org/2000/svg\"><path fill=\"white\" fill-rule=\"evenodd\" d=\"M261 173H262L261 184L262 186H264V169H261Z\"/></svg>",
    "mask_w": 264,
    "mask_h": 264
}]
</instances>
